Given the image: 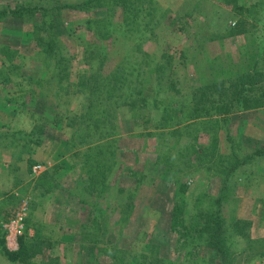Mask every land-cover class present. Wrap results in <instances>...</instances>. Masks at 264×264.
<instances>
[{
	"label": "rangeland",
	"instance_id": "374dc122",
	"mask_svg": "<svg viewBox=\"0 0 264 264\" xmlns=\"http://www.w3.org/2000/svg\"><path fill=\"white\" fill-rule=\"evenodd\" d=\"M120 1L0 0L32 11L0 18V264H23L2 251L28 225L32 264H264V0ZM133 12L140 29L121 31ZM53 19L60 89L35 38ZM245 73L262 83L231 105ZM226 155L249 158L224 189ZM218 224L227 256L202 241Z\"/></svg>",
	"mask_w": 264,
	"mask_h": 264
},
{
	"label": "trees",
	"instance_id": "16d2710c",
	"mask_svg": "<svg viewBox=\"0 0 264 264\" xmlns=\"http://www.w3.org/2000/svg\"><path fill=\"white\" fill-rule=\"evenodd\" d=\"M114 0H86V2L80 4L81 6H87V8L89 7H93L94 5H96V7H99V6H102L103 9H106L107 12H113L114 9H113V2ZM132 0H122L120 1L123 5H125V8L127 7L128 10L127 11H131L132 8H134V10L136 12H138L140 9H138L136 6H132V3H131ZM120 2H117L116 5H118V3ZM67 8H70V9H73V10H76V9H80V6L79 5H67L66 6ZM108 8V9H107ZM30 10L29 9H21V8H15V9H11L9 11H0V18L4 19L6 17H13V18H16V19H23V20H28L27 18V15L29 14L31 16V12H29ZM29 12V13H28ZM35 11H33L34 13ZM136 12H133L132 16L129 14V13H126L127 17L123 20L122 22V26H121V31H124V32H128V30L130 29V27L134 26L136 27V29H140V23L138 22V14ZM147 16L149 15L150 19L149 21L150 22H147L148 25H155L156 24V20L154 21V18L151 17L150 13L149 14H146ZM148 18V17H147ZM140 19V18H139ZM95 21V20H94ZM54 22L55 20H51L50 21V26L49 27H42V32L41 33H37V35H39L40 37L42 38H39L38 37H35L37 39L36 41V44L39 48L41 49H45V52L46 54H48L49 56H52L54 57L55 59V62H56V72L58 73L57 75H54L52 76L51 78V84H53L54 82V79L55 80H59L58 83L56 84L57 88L60 89L62 88V81L60 80V76L62 75V73L60 74V71L64 68V66L66 65L67 63V59L63 56H61L60 52H58V41H57V38L56 37H53L52 41H49V38L51 36H53V25H54ZM164 21H161L160 23H162ZM112 23V22H111ZM159 23V24H160ZM89 24L92 26V27H101V26H98L97 23H93V21H89ZM104 27L108 28V25L106 24ZM150 28V27H148ZM98 31V30H97ZM91 48V54H92V57H93V49L92 47ZM13 50H11L9 47H5L3 45H0V56L2 58H12L13 59ZM94 59H92L91 62H93ZM106 60V58H105ZM125 75V74H124ZM123 75V76H124ZM4 75H2L0 73V83H3L5 85H8V84H12L11 81L9 80V78H6V77H3ZM247 78V79H246ZM63 79V78H62ZM262 81H257V80H254L252 79L251 75H247L246 73L242 75V80L238 82L237 85H235V87L233 88V93L232 95L230 96V101H232L230 104L231 105H240L242 106L244 103H245V97H246V91H248L249 89H247V85H254L257 86L259 84H261ZM54 85V84H53ZM255 89H259V88H256ZM255 89H252V90H255ZM244 93V94H243ZM245 95V96H244ZM263 99H259V105H262L261 103L263 102L262 101ZM106 115V114H105ZM23 135H27L28 136V133H25V132H22ZM33 133L34 132H31L29 134L30 136V139L33 137ZM28 136V137H29ZM10 139V138H9ZM41 140V141H40ZM42 137L40 136L38 139H31L30 143H35L38 144L40 142H42ZM21 144V145H20ZM16 143L13 148H18V149H21V148H24V147H27V143H25L23 141V143ZM22 150V149H21ZM264 156V150H261V151H258L256 152L255 154V157L257 158H261V156ZM19 158H22V153L19 155ZM249 157L247 156L245 159H248ZM229 159L230 157H227V155L225 156V158H221L220 162L221 164L223 165V171L224 172V178H225V188H227V182L234 179V178H238V179H241L245 173V168H246V163L247 161H245V159L242 160H239V159H235V162L234 163H229ZM229 163V164H228ZM32 165V162L30 163V166ZM240 173V174H239ZM46 173L43 174V177L45 176ZM7 193H3L2 195H0L1 197L2 196H5ZM218 203H222V200L219 199ZM7 215V214H6ZM5 215V217H6ZM8 216V215H7ZM222 226L221 225H217V226H213V229L211 231H209V233L207 234V236H204L202 241H205L207 243L211 242L212 240H215V244L218 245L221 249V251L223 252L222 255H226L227 256V253L228 251H226V237L223 235L224 234V231L221 230ZM29 229H30V226L28 225L26 227V230H25V233L24 235L20 238V249L18 252H9L7 249H3L2 253H3V256L13 262V263H23V264H32V261L38 257L40 254H43V246H44V242L39 240L38 237L34 236V237H31L30 234H29ZM4 235V233H1V230H0V243H2L1 246H3V238L2 236ZM225 239V241H224ZM3 241V242H2ZM226 247V248H225ZM226 256H223L222 257V260L223 262H226Z\"/></svg>",
	"mask_w": 264,
	"mask_h": 264
},
{
	"label": "crops",
	"instance_id": "0c3cea01",
	"mask_svg": "<svg viewBox=\"0 0 264 264\" xmlns=\"http://www.w3.org/2000/svg\"><path fill=\"white\" fill-rule=\"evenodd\" d=\"M3 143H6L5 141H3ZM41 147V146H40ZM3 169H5V171L8 173L9 172V170H8V168L6 169V167H2ZM8 191L7 190H5V188L4 187H0V195H2L3 193H7Z\"/></svg>",
	"mask_w": 264,
	"mask_h": 264
},
{
	"label": "built area",
	"instance_id": "2783aa9c",
	"mask_svg": "<svg viewBox=\"0 0 264 264\" xmlns=\"http://www.w3.org/2000/svg\"><path fill=\"white\" fill-rule=\"evenodd\" d=\"M42 167L41 166H36V167H34V173H36L37 172V170H39V169H41ZM21 222H22V218H21ZM20 223V222H19Z\"/></svg>",
	"mask_w": 264,
	"mask_h": 264
}]
</instances>
